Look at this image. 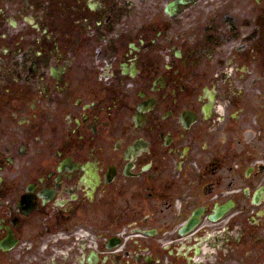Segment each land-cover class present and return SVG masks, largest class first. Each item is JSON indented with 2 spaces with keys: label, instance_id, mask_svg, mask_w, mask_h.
Instances as JSON below:
<instances>
[{
  "label": "flooded vegetation",
  "instance_id": "flooded-vegetation-1",
  "mask_svg": "<svg viewBox=\"0 0 264 264\" xmlns=\"http://www.w3.org/2000/svg\"><path fill=\"white\" fill-rule=\"evenodd\" d=\"M262 230L264 0H0V264H191Z\"/></svg>",
  "mask_w": 264,
  "mask_h": 264
},
{
  "label": "rangeland",
  "instance_id": "rangeland-1",
  "mask_svg": "<svg viewBox=\"0 0 264 264\" xmlns=\"http://www.w3.org/2000/svg\"><path fill=\"white\" fill-rule=\"evenodd\" d=\"M261 241L255 250V255L253 259H248L246 256L242 259H239L237 263L234 260L226 261V264H264V237L261 236ZM246 255L247 252H244ZM204 264H212V263H204ZM223 264V263H218Z\"/></svg>",
  "mask_w": 264,
  "mask_h": 264
},
{
  "label": "bare ground",
  "instance_id": "bare-ground-1",
  "mask_svg": "<svg viewBox=\"0 0 264 264\" xmlns=\"http://www.w3.org/2000/svg\"><path fill=\"white\" fill-rule=\"evenodd\" d=\"M204 254H208V250H204Z\"/></svg>",
  "mask_w": 264,
  "mask_h": 264
}]
</instances>
